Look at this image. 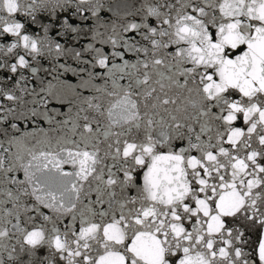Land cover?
<instances>
[{
  "label": "snow or ice",
  "instance_id": "snow-or-ice-1",
  "mask_svg": "<svg viewBox=\"0 0 264 264\" xmlns=\"http://www.w3.org/2000/svg\"><path fill=\"white\" fill-rule=\"evenodd\" d=\"M9 37L0 264H264V0H0Z\"/></svg>",
  "mask_w": 264,
  "mask_h": 264
},
{
  "label": "water",
  "instance_id": "water-1",
  "mask_svg": "<svg viewBox=\"0 0 264 264\" xmlns=\"http://www.w3.org/2000/svg\"><path fill=\"white\" fill-rule=\"evenodd\" d=\"M28 28L32 32H40V25L39 24L28 25ZM40 34H43V33L41 32ZM0 42L9 43V42H11V37H9L7 40H3V41H0ZM106 50H107V48H106ZM117 62H119V61H117ZM43 63L45 64V66H47V61H43ZM237 126H242V121H238L237 122ZM66 223H68V220L64 219L63 224H66ZM60 226H61V228L63 227L62 224ZM247 235L249 236V243L252 246H255L258 243L259 239H260L261 233H260L259 229H252V230L247 232ZM45 251H46L45 249H42L41 253L43 254Z\"/></svg>",
  "mask_w": 264,
  "mask_h": 264
}]
</instances>
